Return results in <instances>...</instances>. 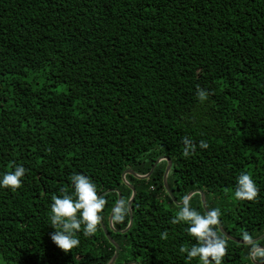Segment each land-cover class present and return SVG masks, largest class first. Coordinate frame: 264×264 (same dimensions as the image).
I'll return each instance as SVG.
<instances>
[{"label":"trees","instance_id":"trees-1","mask_svg":"<svg viewBox=\"0 0 264 264\" xmlns=\"http://www.w3.org/2000/svg\"><path fill=\"white\" fill-rule=\"evenodd\" d=\"M197 87L209 92L203 103ZM186 135L197 144L188 158ZM162 157L177 202L201 190L228 235L264 234V0H0V172L28 169L21 188L0 190L6 263L109 264L115 247L101 224L70 253L52 243L51 196L73 173L101 195L117 189L127 216L114 228L123 231L132 196L123 173L147 175ZM167 166L148 180L126 176L137 191L126 234L109 229L118 194L104 196L115 264H187L179 248L194 241L171 223ZM240 171L260 189L254 202L232 198ZM226 240L224 264H255Z\"/></svg>","mask_w":264,"mask_h":264},{"label":"clouds","instance_id":"clouds-1","mask_svg":"<svg viewBox=\"0 0 264 264\" xmlns=\"http://www.w3.org/2000/svg\"><path fill=\"white\" fill-rule=\"evenodd\" d=\"M196 98L203 103L209 98V92L197 87ZM184 158L196 151L197 144L190 136L181 138ZM198 147L207 149L206 140H200ZM28 169L22 163H12L11 170L0 172V190L16 191L22 186ZM69 186L60 193L51 196L49 205V225L54 231L50 233L52 243L65 254L72 252L80 245V236L90 238L105 219L107 201L97 190V184L86 174L73 173L68 177ZM260 189L253 176L247 171H240L235 177L232 198L237 202H254ZM127 216V205L124 200L114 201L110 208L109 222L112 225L123 223ZM171 223L182 224L188 237L194 241L189 247L181 246L187 264H224L227 253V240L220 231L221 212L219 208H208L203 213L192 207L189 198L183 197L178 211ZM241 247L246 250V257L264 264V239L243 231ZM169 237L167 229L160 233V239Z\"/></svg>","mask_w":264,"mask_h":264},{"label":"water","instance_id":"water-1","mask_svg":"<svg viewBox=\"0 0 264 264\" xmlns=\"http://www.w3.org/2000/svg\"><path fill=\"white\" fill-rule=\"evenodd\" d=\"M163 161H167V162H168V166H167L166 171H165V174H164V185H165V187H166V190H167V192L169 193V195L171 196V198L173 199V201L175 202L176 205L179 206V205L182 203V202H177V200H175V198L173 197L172 192H171V190H170V188H169V185H168V176H169V173H170V171H171V169H172V161H171L169 158H164V157L159 158V159L155 162V164H154V166L152 167L151 171H150L147 175H138V174H136V173H135L134 171H132V170H127V171H125V172L123 173L122 178H123L124 183H125V184H126L131 190H132V196H131V198H130V200H129V203H128V211H129V214H130V222H129L128 227H127L125 230H123V231H117V230H115L114 225H112V224L109 222V229H110V230H112V231H114V232H120V233L126 234V233H128V231L132 228L133 223H134V217H133L132 205H133V203H134V201H135V198H136V196H137V191H136V189H135V188H134V187H133L128 181H127L126 176H127L128 174H130V175L134 176L135 178H137V179H139V180H148V179H150V177L152 176V174H153L155 168H156L161 162H163ZM110 192H116V193L118 194V200H121V199H122V193H121L119 190H117V189L109 190V191L103 193L102 195L105 196V195H107V194L110 193ZM196 194L201 195V197H202V205H203V208H204L205 210L208 209V208H207V205H206V196H205V193H204L203 191H201V190H195V191H192V192H190L186 197L189 198V200H190V199H191L194 195H196ZM122 200H123V199H122ZM101 227L103 228V230H104V232H105V234H106L108 240L110 241V243L115 247V254H114L113 258L111 259V261L109 262V264H115V262L117 261V259H118V257H119L120 246H119V245H118V244L112 239V237H111L110 234H109V231L107 230V228H106V226H105V224H104L103 222L101 223ZM220 231H221V233H222L224 236H226V238H228L229 240L241 244V240H238V239H235V238L231 237L230 235H228V234L224 231V229H223V227H222V224L220 225ZM260 237H261L262 239H264V234H263L262 236H260ZM252 261L256 264V261H255V260H252ZM128 264H138V262H130V263H128Z\"/></svg>","mask_w":264,"mask_h":264},{"label":"rangeland","instance_id":"rangeland-1","mask_svg":"<svg viewBox=\"0 0 264 264\" xmlns=\"http://www.w3.org/2000/svg\"><path fill=\"white\" fill-rule=\"evenodd\" d=\"M166 204L169 206V204L167 202H166ZM191 205H192V207L196 208L198 211H200L202 213L203 205H202V197L201 196H200V199H198V196H196L191 201ZM170 207L173 208V209H176V207H174V206H170ZM0 264H8L2 259L1 255H0Z\"/></svg>","mask_w":264,"mask_h":264}]
</instances>
